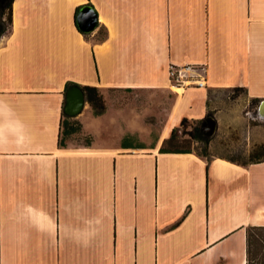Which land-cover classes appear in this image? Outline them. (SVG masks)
<instances>
[{"label":"crops","instance_id":"crops-1","mask_svg":"<svg viewBox=\"0 0 264 264\" xmlns=\"http://www.w3.org/2000/svg\"><path fill=\"white\" fill-rule=\"evenodd\" d=\"M85 5L98 13L87 34ZM170 65L204 66L206 85L172 86ZM69 82L99 88L106 110L86 101L90 141L60 145ZM236 88L228 104L216 95ZM118 91L173 100L146 114ZM263 100L264 0H14L0 39V264H248L264 160L161 147L184 118L213 113L226 130Z\"/></svg>","mask_w":264,"mask_h":264},{"label":"rangeland","instance_id":"rangeland-1","mask_svg":"<svg viewBox=\"0 0 264 264\" xmlns=\"http://www.w3.org/2000/svg\"><path fill=\"white\" fill-rule=\"evenodd\" d=\"M174 84H172L173 86ZM176 87V86H175ZM174 89V88H173ZM220 98L226 100L228 104L229 100H234L237 97L243 98V89H229L224 92L216 93ZM114 99L131 104L142 105L144 112H152L154 104L157 106H166L173 100V94L166 92L162 95L154 96V94L145 92H114ZM258 103L252 101L246 109H242V113L237 119V123L234 126H230L226 130L216 129L215 133L210 135V142L206 146L202 142L191 140L190 135L180 133L181 139H188L194 149L200 152H206L208 157L216 155H224L227 157L237 158L242 162L249 161L250 152L261 143H264V117H261L258 112ZM162 109V108H161ZM163 111V109H162ZM148 114V113H146ZM213 114V113H212ZM211 114V115H212ZM148 121H152V117L146 115ZM66 122H69L70 127L78 128L71 133H66L68 126ZM195 122L189 120L182 131H190ZM81 123L75 118H64V124L62 129V140L72 139L74 141H90L88 136H81ZM251 248L252 252L260 253L264 252V229H254L251 232ZM255 264V263H254Z\"/></svg>","mask_w":264,"mask_h":264},{"label":"trees","instance_id":"trees-1","mask_svg":"<svg viewBox=\"0 0 264 264\" xmlns=\"http://www.w3.org/2000/svg\"><path fill=\"white\" fill-rule=\"evenodd\" d=\"M13 2H14V0H0V39L2 38V36H4L9 31V29L11 27ZM79 10H80V7L77 8L76 16H77V13ZM76 23H77V21H76ZM77 27H78V25H77ZM85 34H87V33H85ZM106 36H107V31L105 29L101 28L99 31V35H98V40H103V39H105ZM74 84H76V83L69 82L67 84L66 90L68 87H70L71 85H74ZM77 85H79V84H77ZM79 86L82 87V89L85 91L86 101H88L90 103V105L92 106L94 114L95 115L103 114L106 110V104H105L103 93L100 91V89L95 87V86H86V85H84V86L79 85ZM239 89H241V88H239ZM66 117L68 119L71 118L69 116H66ZM203 120L194 121L196 124H195V126H193L192 130L182 131V128L186 124L189 123V120L187 118H184L182 120L180 126L174 127L172 132H171L170 137L164 140L163 145L161 147V151L162 152L163 151H166V152H191L193 150L197 151L196 149H194L192 147L191 142L188 139H181L180 138L181 137L180 133L188 134V135H190L191 140H196L198 142H202L207 146L208 143L210 142V136L205 135L201 130V124H202ZM63 124H64V122H63ZM66 124L68 126V128H67L68 130L66 131L67 134L78 129V128L70 127L69 122H66ZM59 144L60 145L64 144L62 139H60ZM197 153H199L200 155L208 157V155L205 151L204 152L197 151ZM226 158L231 160V161L242 163V164H248V163L263 161L264 160V145L261 144V145L256 146L250 152V155H249L250 159L247 162H242L239 159L233 158V157H226ZM254 229H264V227H253L248 232V238H249V242H248V264H254V263L255 264H264V252H260L257 254L252 252V248H251V245H252L251 235L252 234H251V232Z\"/></svg>","mask_w":264,"mask_h":264},{"label":"water","instance_id":"water-1","mask_svg":"<svg viewBox=\"0 0 264 264\" xmlns=\"http://www.w3.org/2000/svg\"><path fill=\"white\" fill-rule=\"evenodd\" d=\"M76 21L78 27L85 33H91L98 27V13L92 5H85L77 13ZM86 95L85 91L77 84L71 85L67 88L65 93V103L63 112L66 116L76 117L79 115L85 106ZM264 106V100L258 107V112L261 117H264L262 108ZM216 120L212 115L207 116L202 124V132L210 136L216 131Z\"/></svg>","mask_w":264,"mask_h":264},{"label":"built area","instance_id":"built-area-1","mask_svg":"<svg viewBox=\"0 0 264 264\" xmlns=\"http://www.w3.org/2000/svg\"><path fill=\"white\" fill-rule=\"evenodd\" d=\"M204 66L187 65V66H169V77L171 83L177 87L181 86H205L206 81L203 76Z\"/></svg>","mask_w":264,"mask_h":264},{"label":"bare ground","instance_id":"bare-ground-1","mask_svg":"<svg viewBox=\"0 0 264 264\" xmlns=\"http://www.w3.org/2000/svg\"><path fill=\"white\" fill-rule=\"evenodd\" d=\"M173 86H175V85H173ZM177 88H179V87H177ZM262 111H263V113H264V106H263V108H262Z\"/></svg>","mask_w":264,"mask_h":264}]
</instances>
